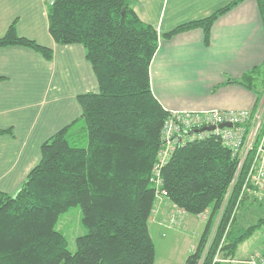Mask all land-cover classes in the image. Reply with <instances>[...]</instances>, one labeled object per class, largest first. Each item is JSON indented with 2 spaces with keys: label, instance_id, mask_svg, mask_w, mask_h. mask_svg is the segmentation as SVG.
I'll use <instances>...</instances> for the list:
<instances>
[{
  "label": "trees",
  "instance_id": "16d2710c",
  "mask_svg": "<svg viewBox=\"0 0 264 264\" xmlns=\"http://www.w3.org/2000/svg\"><path fill=\"white\" fill-rule=\"evenodd\" d=\"M243 0L186 21L160 35L143 21L131 0H45L49 32L59 44H81L99 90L78 95L81 114L41 145V159L16 193L0 190V264H155L151 235L155 202L163 190L182 211H210L185 264H222L264 216L238 231L241 197L238 159L216 134L179 142L160 170L162 126L170 114L154 95L150 65L160 36L200 28L211 41L214 22ZM264 21V0H258ZM18 44L52 59L51 47L21 36L12 23L0 46ZM0 76V80L3 79ZM251 89L254 116L264 103V60L238 80ZM11 131L0 130V132ZM252 203L257 198L252 199ZM80 205L87 233L77 250L55 228L59 215Z\"/></svg>",
  "mask_w": 264,
  "mask_h": 264
},
{
  "label": "crops",
  "instance_id": "0c3cea01",
  "mask_svg": "<svg viewBox=\"0 0 264 264\" xmlns=\"http://www.w3.org/2000/svg\"><path fill=\"white\" fill-rule=\"evenodd\" d=\"M230 1L131 3L139 17L162 35ZM12 23L19 35L51 47L53 57L47 60L39 51L18 44L0 46V76L4 77L0 80V130H11L0 132V190L11 194L40 161L42 143L81 114L78 95L99 90L85 48L78 43L59 44L52 37L45 0H0V37ZM263 60L264 21L259 3L243 0L214 22L208 45L200 28L171 38L160 36L150 65L152 90L169 110H251L255 93L228 80H238ZM167 206H171L168 198L159 196L150 225H155L156 232L170 216H176ZM235 259L220 260L237 264Z\"/></svg>",
  "mask_w": 264,
  "mask_h": 264
},
{
  "label": "built area",
  "instance_id": "2783aa9c",
  "mask_svg": "<svg viewBox=\"0 0 264 264\" xmlns=\"http://www.w3.org/2000/svg\"><path fill=\"white\" fill-rule=\"evenodd\" d=\"M52 3L53 0H47ZM249 109L220 110H170L162 126L163 147L159 162L155 165V182L160 185V170L179 142L187 139L203 138L210 133L220 137L223 144L237 157L236 177L244 170L241 197L249 194L251 198L264 201V103L252 116ZM230 123L231 125H226ZM221 124L224 126L220 127ZM215 126L214 129H201ZM161 195L167 197V191ZM208 211L202 217H207ZM264 264V249L251 256L250 263Z\"/></svg>",
  "mask_w": 264,
  "mask_h": 264
},
{
  "label": "rangeland",
  "instance_id": "374dc122",
  "mask_svg": "<svg viewBox=\"0 0 264 264\" xmlns=\"http://www.w3.org/2000/svg\"><path fill=\"white\" fill-rule=\"evenodd\" d=\"M159 196H162L161 193ZM252 199L254 198L248 200L247 203L244 202L238 210L239 226L237 232L239 233L243 232L249 224L264 216V201L257 199L253 204L249 203L253 201ZM168 201L171 206L167 207L174 209L176 216H170L168 218L169 223L165 221L159 232H156L155 225L150 228L157 252L155 264H185V257L195 249L209 218L210 211H208L207 217L197 216L182 211L172 201L169 199ZM175 225L176 228H170ZM55 228L65 235L68 249L75 252L78 247L77 237L86 234L88 230L83 223L81 206L74 205L62 212L56 221ZM263 249L264 224L257 227L252 235L239 244L235 258L243 260V264H259L257 259L256 263H250L249 261L251 256L257 255ZM218 257L216 258L219 261L220 258ZM238 260H236L237 264Z\"/></svg>",
  "mask_w": 264,
  "mask_h": 264
},
{
  "label": "water",
  "instance_id": "95a60500",
  "mask_svg": "<svg viewBox=\"0 0 264 264\" xmlns=\"http://www.w3.org/2000/svg\"><path fill=\"white\" fill-rule=\"evenodd\" d=\"M226 125H231L230 123H227ZM222 126H224V124H221L220 125V127H222ZM215 128V126H208V127H203V128H201V129H214Z\"/></svg>",
  "mask_w": 264,
  "mask_h": 264
}]
</instances>
